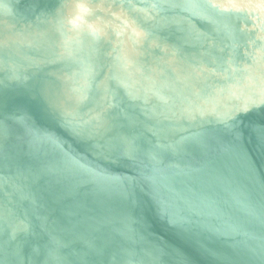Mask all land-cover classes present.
<instances>
[{
  "label": "water",
  "instance_id": "water-1",
  "mask_svg": "<svg viewBox=\"0 0 264 264\" xmlns=\"http://www.w3.org/2000/svg\"><path fill=\"white\" fill-rule=\"evenodd\" d=\"M0 264H264V0H0Z\"/></svg>",
  "mask_w": 264,
  "mask_h": 264
}]
</instances>
